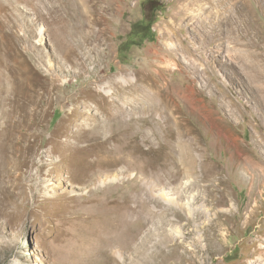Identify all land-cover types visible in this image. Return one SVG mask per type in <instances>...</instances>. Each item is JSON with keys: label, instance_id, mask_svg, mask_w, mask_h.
<instances>
[{"label": "rangeland", "instance_id": "374dc122", "mask_svg": "<svg viewBox=\"0 0 264 264\" xmlns=\"http://www.w3.org/2000/svg\"><path fill=\"white\" fill-rule=\"evenodd\" d=\"M263 4L0 0V264H111L109 253L119 264H264ZM146 72L164 85V111L152 113V150L135 152L106 141L117 131L106 108L128 96L115 83ZM19 97L31 104L13 110ZM139 102L134 118L151 113ZM167 115L191 128V157L164 156ZM131 196L151 211L144 224Z\"/></svg>", "mask_w": 264, "mask_h": 264}, {"label": "bare ground", "instance_id": "6f19581e", "mask_svg": "<svg viewBox=\"0 0 264 264\" xmlns=\"http://www.w3.org/2000/svg\"><path fill=\"white\" fill-rule=\"evenodd\" d=\"M260 1H263V0H260ZM225 5L226 4L223 5L224 11H228V10H226L227 9V6H226V9H225ZM242 5L244 6L243 3L241 4V6ZM241 8H243V7H241ZM228 12L231 13L230 11H228ZM201 20H203V19H201ZM92 22H98V21L96 20V18H93V21ZM100 32H101L100 29L99 30L92 29V31L87 34V38H90V37H96V38H98L99 35H100ZM238 34L239 35L233 37L234 43L235 44H241L242 43L241 45L248 44V42H246V43H243V41L240 42V39L243 37V33L242 34L238 33ZM170 46L171 47H174L173 44L170 45ZM244 52H246V53H244ZM244 52H243V54H244V56L246 58V55H247V53H249V51H244ZM251 54L254 55L253 52ZM244 56L242 57L243 59H245ZM252 63H253V61H252ZM147 72H146V74H144V76L141 75V76H143V78H142V80H140V82H137L136 81V82L133 83L132 81L130 82L128 80L126 82V87L123 86L122 83H121L122 86H118L114 82L115 83V88H117V91L123 92L124 94H128V96H124L123 94H121L122 103L119 104V106H117V107H115V106L114 107L108 106L106 108L107 109V112H108V115H109V118L111 119V121H113L114 125L117 127V131L113 132L108 137V139L106 141H108L110 138L113 139L116 142L122 141V142H124V143H126L128 145L127 147H129L132 151H135V152L144 151V149H143V145L144 144H149L147 149L149 151L152 150V148L150 147L151 135H152L150 129H151L152 125L154 124V118H153V114L152 113H153V111H154L155 108H159V107H161V109L164 111V85H161L160 83L154 81L152 79V76L153 75L151 73H147ZM155 74L156 75H161L162 73H161V71H159V72H156ZM56 81H58V79H56L54 77L51 79V82L54 83V84H55ZM115 81H117V80H115ZM151 85H154L162 93L163 98L161 99V101L157 102V101L152 100V89L150 88ZM127 88H129V91L128 92H126V89ZM177 93H179V92H177ZM168 97H169V100L168 101L170 103H173L174 106L177 107L178 106V101L176 100V98L174 96H168ZM111 101H114V100H110L109 101V104H112ZM135 101H140L139 103L140 104L141 103L143 104L142 109L149 110V112H151V113H146L145 111L140 110L142 114L139 117L134 118L133 111L136 110V107L132 106V104ZM30 104H31L30 99H27L26 101H24V98L23 99H20V97H19V99H16L15 98L14 101H13V110H15L16 107H20L21 108V107H25L26 105L29 106ZM127 105H130L131 106L129 112L126 110V108H127L126 106ZM23 110H24L25 113L28 112V111H26L27 109H25V108ZM127 112L129 114L128 118H127ZM24 116H25V114H24ZM24 116L22 118H24ZM19 120L22 121V119H19ZM175 123L176 122L174 121L173 117L170 116V115H167V125L164 127V136H163L164 144L161 145L160 149H164V156L171 155L173 153L176 154V152L179 151V154H183V156L185 155L187 157H191L192 154H193V149H194V145H193V142L191 140L192 138L191 139H187V140L184 138V136H185L186 133L187 134H191V128H187L184 131V133H183V132H180V130L176 128ZM181 144L182 145L185 144L186 145V148L185 149L184 148H180V145ZM240 155L242 156L243 154L240 152ZM248 158H249V156L246 155L244 157V159H243L244 160L243 161L244 162V167L247 166V167H250L253 170H256V166L254 167L252 164H249ZM241 160H242V158H241ZM204 177H207V179L209 180V178L211 179L212 175H210L208 172H204ZM217 188H218V185L216 184L215 186H213L212 190L214 191ZM217 190H218V192L217 191L216 192L221 194L217 198V200H218L217 203H219L221 201L224 202L225 197L228 194L225 193L224 192V189H222V188L221 189L218 188ZM212 193H215V192H212ZM215 198H216V196H215ZM140 199H141V197H139V196H134V197L131 196L128 199H126V200L123 199V200H125V205L128 208V210L132 211L133 213L134 212L135 213H138V215H139V222L144 224L145 221H148L149 220V216L151 215V211L146 206V204L142 200H140ZM132 201L134 202V204H133L134 206H127ZM165 214H167V212ZM97 217L99 218V216H97ZM149 232H151L150 229H149ZM146 233L148 234V231H146ZM146 233H145V235H146ZM101 239H102L101 241L103 242V244L107 240L106 238L103 239L102 237H101ZM162 239L160 238L161 241H162ZM168 241H169V239H168ZM170 241H171V239H170ZM140 245H141V247H139L140 252H144L145 251L144 248L146 246V243H143L142 242V243H140ZM148 247H149V245H148ZM116 252H118V251L116 250ZM104 253L107 254V252H105V251H104ZM107 258H109V260L111 261V264H119V262L116 261V259L112 255V253H109V255L107 256Z\"/></svg>", "mask_w": 264, "mask_h": 264}]
</instances>
